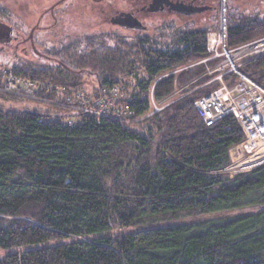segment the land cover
<instances>
[{
    "label": "trees",
    "instance_id": "obj_1",
    "mask_svg": "<svg viewBox=\"0 0 264 264\" xmlns=\"http://www.w3.org/2000/svg\"><path fill=\"white\" fill-rule=\"evenodd\" d=\"M157 31L130 40L87 35L41 54L54 64L10 65L66 93L78 91L79 74L94 71L99 82L94 97L101 98L103 89H124L130 94L120 98V107L134 112L98 120L52 102L51 93L39 100L0 91V250L13 248L20 222L36 223L19 264H264V164L233 179L220 172L244 132L232 116L208 126L196 108L197 100L218 86L199 87L208 79L206 65L190 67L210 55L209 30ZM262 37L264 16L231 18L230 47ZM240 69L264 87V53ZM153 86L156 101L171 96L176 86L182 96L136 121L151 111ZM32 101L60 112L11 105ZM67 118L75 123L67 124ZM126 201L182 203L67 229L46 224ZM244 208L252 209L227 215Z\"/></svg>",
    "mask_w": 264,
    "mask_h": 264
},
{
    "label": "rangeland",
    "instance_id": "obj_2",
    "mask_svg": "<svg viewBox=\"0 0 264 264\" xmlns=\"http://www.w3.org/2000/svg\"><path fill=\"white\" fill-rule=\"evenodd\" d=\"M55 0H50L48 2H39L37 0H0V21H6L11 24H20V21L23 18L27 21L28 26H30L34 23L33 18H38L40 14L43 12L44 9L48 8ZM255 4L259 3V8H256L257 11L255 12L253 9V5H247V3L232 5V0L230 5L227 7L228 10H226V23L227 28L230 23V16L231 15H238V14H246V15H256L259 14L261 17L264 16V0H255ZM220 2H223V0H215V3L219 5ZM72 4L71 2H68L67 4L60 7L58 10H63L70 8L69 5ZM249 4V3H248ZM94 5V4H93ZM245 6L247 9L249 8L251 11H246ZM69 10L68 13L64 12L63 15L61 14L60 18H58V25L54 27L53 30H18L19 35L21 38H27L25 42L20 41H13L12 43H6L4 41H0V67L1 66H10L11 64H20L22 61H32L38 64H54V61L52 59H48L43 57L41 54L45 53L46 50L53 49L60 47L64 44L73 43V41L79 37L87 36V35H94V34H117L120 37L124 38H135L138 36L143 35H154L157 33V30L150 29V30H107L108 28L103 25H97V20L95 19L94 10L91 6L86 7V9L82 12L74 11V9H67ZM71 10V11H70ZM245 10V11H244ZM67 15V16H65ZM31 16V17H30ZM45 18H49V16H46ZM176 27H180L186 30H194V28H205L206 30H209L208 34L211 32H216L221 27V13H219V10L216 12H207L204 14L196 15L195 17H184L182 16L180 19H177L176 21ZM155 26V25H154ZM153 27V26H152ZM155 28V27H154ZM16 33V30L13 32L12 37L14 38ZM17 34V33H16ZM208 37V35H207ZM264 38V37H262ZM259 38V39H262ZM259 39H256L254 41H257ZM252 41V42H254ZM113 43V41H110ZM258 55V53H253L250 58L253 56ZM203 60V59H202ZM201 60V61H202ZM197 62L190 67L195 66L200 63H204L206 65V72L203 76H207L208 79L199 87L207 86L211 87L214 84H216L218 81L213 80V78L217 75L215 73H211L215 65L217 64L218 60H211L209 62ZM178 71H170L169 75L176 74ZM167 76V75H166ZM79 82L80 87L78 90L86 92L90 96L94 97L95 88L99 86L98 78L96 73L94 71H86L79 74ZM198 87V86H197ZM133 86L130 87V92L132 91ZM2 91V90H0ZM104 91V89L102 90ZM101 92V91H100ZM135 93L134 89L132 91ZM131 92V93H132ZM183 89L176 86L175 91L171 96H169L166 99H178L180 96H182ZM104 93V92H103ZM50 94V93H49ZM52 96V102H58L56 104H66L69 107H72L73 109L77 111H88L87 109H81L79 106L73 102V101H66V98L63 93L59 92H53L51 93ZM130 94V93H129ZM127 94V95H129ZM124 89L121 91V98L126 97ZM22 96V95H19ZM22 97H28L33 98L29 96H22ZM99 98V97H98ZM42 100L43 97L34 98ZM62 99L66 102H59ZM1 100V99H0ZM91 98V102H92ZM120 100V99H119ZM164 101V100H163ZM1 102V101H0ZM2 102L6 103V101ZM11 103V102H9ZM15 107H24V106H30L33 108H40L48 111H54V112H60L59 110H56L54 108H49L47 105L42 104L40 102H22L19 104H11ZM116 106L119 108L120 105H122L120 102L117 101L115 103ZM54 106V105H52ZM51 107V106H50ZM60 109V108H57ZM63 110H66V108H63ZM90 114L89 112H87ZM136 121L141 120L140 118L135 119ZM64 158H61L59 161H62ZM263 165V164H262ZM256 169V168H255ZM254 169H251L247 172L243 173H235L233 171H225L221 170L220 172L225 173L228 175L229 178H236L237 176L241 174H246L251 172ZM34 172L31 173H24V177L31 178ZM182 202L178 201H169V202H161V203H141L138 201H126L122 203H118L113 206H107L103 208H95L90 209L86 211H78L70 214H66L60 217L51 218L49 221H47L46 224L54 227H58L61 229H67L71 228L76 225H80L86 222L90 221H97L101 219H113V218H122V217H132V216H141V215H147L151 213H159L161 211L170 210L174 207H177L178 204L180 205ZM264 206V203L261 205V207ZM252 208H244V209H236L229 211L227 215H233V214H239L242 212H246L248 210H251ZM254 209V208H253ZM36 223L28 220H23V222L19 223L15 242L13 245V248L9 250H0V259L6 257L8 258L2 263V264H19L22 260L25 251L31 247V241L33 232L35 229Z\"/></svg>",
    "mask_w": 264,
    "mask_h": 264
},
{
    "label": "built area",
    "instance_id": "obj_3",
    "mask_svg": "<svg viewBox=\"0 0 264 264\" xmlns=\"http://www.w3.org/2000/svg\"><path fill=\"white\" fill-rule=\"evenodd\" d=\"M225 9L223 1L221 27L218 31L208 34L207 46L210 55L201 61L218 60L211 71L217 74L213 80L218 81V86L201 96L196 102V108L208 126L227 116H232L239 122L245 137L230 150L231 161L223 170L243 173L264 164V87L240 69L242 63L253 53H264V38L230 47L227 41ZM0 90L8 94L33 98L43 97L47 93H63L66 101L75 102L79 108L86 110L88 106L86 112L98 120L103 117L121 119L123 116L134 115L133 111H124L115 105L121 98L122 90L118 87L104 90L101 98L87 97L80 90L66 93L64 87L25 77L16 73L11 66L0 67ZM176 100L156 101L153 86L150 92L151 111L140 119L161 111ZM66 121L71 125L75 123L70 118Z\"/></svg>",
    "mask_w": 264,
    "mask_h": 264
},
{
    "label": "flooded vegetation",
    "instance_id": "obj_4",
    "mask_svg": "<svg viewBox=\"0 0 264 264\" xmlns=\"http://www.w3.org/2000/svg\"><path fill=\"white\" fill-rule=\"evenodd\" d=\"M39 2H48L50 0H37ZM225 5V15L227 7L231 0H223ZM71 2L70 8L74 11L82 12L86 7L91 6L94 10L97 25L106 26L107 30H160L162 27H176V20L184 17H195L196 15L207 12L221 13V3L217 5L215 0H55L48 8L44 9L38 18H33L34 23L28 26L26 20L21 18L20 24H11L6 21H0L11 27L9 30H16L14 38L13 32L10 34L9 40H3L6 43L13 41L25 42L27 38H21L18 30H53L58 25V18L64 12L69 10H58L63 5ZM247 3L252 4L253 10L256 12L259 3L255 4V0H232V5ZM249 3V4H248ZM94 4V5H93ZM246 11H251L245 6ZM71 11V10H70ZM245 11V10H244ZM246 14L231 15V18H238ZM49 16V18H45ZM67 16V15H65ZM227 16V15H226ZM31 17V16H30ZM227 19V17H226ZM155 25V26H154ZM153 26V27H152ZM155 27V28H154ZM3 30V29H0ZM194 30H206L205 28H194Z\"/></svg>",
    "mask_w": 264,
    "mask_h": 264
},
{
    "label": "water",
    "instance_id": "obj_5",
    "mask_svg": "<svg viewBox=\"0 0 264 264\" xmlns=\"http://www.w3.org/2000/svg\"><path fill=\"white\" fill-rule=\"evenodd\" d=\"M11 27H9L8 25H5L4 23H0V41L3 40H9L10 39V34L11 32H13V30H9Z\"/></svg>",
    "mask_w": 264,
    "mask_h": 264
}]
</instances>
